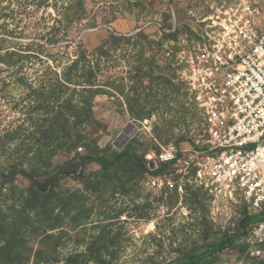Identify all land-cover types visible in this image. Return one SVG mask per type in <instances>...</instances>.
<instances>
[{
	"label": "rangeland",
	"instance_id": "obj_1",
	"mask_svg": "<svg viewBox=\"0 0 264 264\" xmlns=\"http://www.w3.org/2000/svg\"><path fill=\"white\" fill-rule=\"evenodd\" d=\"M242 1L0 0V264H187L242 249L259 218L246 204L214 206L188 181L152 190L127 160L84 162L128 153L145 166L196 139L202 115L176 60L203 31L188 11Z\"/></svg>",
	"mask_w": 264,
	"mask_h": 264
},
{
	"label": "built area",
	"instance_id": "obj_2",
	"mask_svg": "<svg viewBox=\"0 0 264 264\" xmlns=\"http://www.w3.org/2000/svg\"><path fill=\"white\" fill-rule=\"evenodd\" d=\"M188 18L203 31L177 55L178 76L203 127L188 148H161L147 160L148 186L162 193L188 181L214 206H249L259 218L239 242L244 254L224 264H264V5L245 0L203 15L190 9Z\"/></svg>",
	"mask_w": 264,
	"mask_h": 264
},
{
	"label": "trees",
	"instance_id": "obj_3",
	"mask_svg": "<svg viewBox=\"0 0 264 264\" xmlns=\"http://www.w3.org/2000/svg\"><path fill=\"white\" fill-rule=\"evenodd\" d=\"M122 160H127L129 162H133L134 164H136L144 172H146V170H147L146 167L141 163V161H140V159L138 157H135V156L130 155L128 153H123V154L119 155L118 157H116L111 162H105V161H102V160L92 159V158L86 159V160H84V162H87V161L96 162V163L100 164L103 168H109L110 166L115 165L116 163H118V162H120ZM245 232H244V234H245ZM244 234H243V236H244ZM231 245H233V243L225 244V245H222L221 247L226 249V248H229ZM197 262H198V260L196 261V263L192 262V261H188L187 264H197Z\"/></svg>",
	"mask_w": 264,
	"mask_h": 264
},
{
	"label": "crops",
	"instance_id": "obj_4",
	"mask_svg": "<svg viewBox=\"0 0 264 264\" xmlns=\"http://www.w3.org/2000/svg\"><path fill=\"white\" fill-rule=\"evenodd\" d=\"M182 148L186 149L188 148V145L183 147L181 146ZM244 254V249H237L235 251H233V253H225L223 255H218L216 256L214 259L212 260H209V259H205V260H202L200 262V260L197 262V264H224L226 262H231V263H235L237 262Z\"/></svg>",
	"mask_w": 264,
	"mask_h": 264
},
{
	"label": "water",
	"instance_id": "obj_5",
	"mask_svg": "<svg viewBox=\"0 0 264 264\" xmlns=\"http://www.w3.org/2000/svg\"><path fill=\"white\" fill-rule=\"evenodd\" d=\"M134 127L133 124H131V126L127 127L122 136L119 138V143H121V145L118 144V142L115 144L119 150L122 149V145L127 142L129 139H131L136 133H137V130L134 128L132 131H130V129Z\"/></svg>",
	"mask_w": 264,
	"mask_h": 264
},
{
	"label": "bare ground",
	"instance_id": "obj_6",
	"mask_svg": "<svg viewBox=\"0 0 264 264\" xmlns=\"http://www.w3.org/2000/svg\"><path fill=\"white\" fill-rule=\"evenodd\" d=\"M129 126H131V124H130ZM129 126H128V127H129ZM133 126H134V125H133ZM134 128L138 131V129H137L135 126L132 127V128L130 129V131H132Z\"/></svg>",
	"mask_w": 264,
	"mask_h": 264
}]
</instances>
